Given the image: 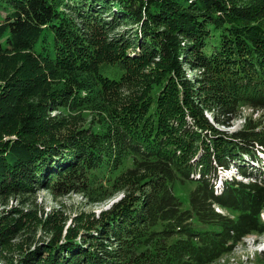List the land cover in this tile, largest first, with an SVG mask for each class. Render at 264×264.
<instances>
[{
  "label": "trees",
  "instance_id": "trees-1",
  "mask_svg": "<svg viewBox=\"0 0 264 264\" xmlns=\"http://www.w3.org/2000/svg\"><path fill=\"white\" fill-rule=\"evenodd\" d=\"M242 107L264 110V0H0V197L122 195L67 228L3 216L0 258L20 236L16 264H213L264 235V124L217 128Z\"/></svg>",
  "mask_w": 264,
  "mask_h": 264
},
{
  "label": "rangeland",
  "instance_id": "rangeland-1",
  "mask_svg": "<svg viewBox=\"0 0 264 264\" xmlns=\"http://www.w3.org/2000/svg\"><path fill=\"white\" fill-rule=\"evenodd\" d=\"M110 17V15H109ZM106 17L107 19L109 18ZM123 31L121 27L115 29L110 36L120 34ZM193 72H188L187 75L193 77ZM209 116V114H207ZM245 118H251L252 120H261L264 124V110H251L248 107L241 108V114L239 117L234 119L230 127H218L219 130L227 131L228 133L235 131L244 124ZM213 124V122H212ZM259 155L260 160L262 163L252 164L255 168L260 167L264 161V154L257 153ZM253 171V170H252ZM254 172V171H253ZM230 178H237L242 182H246L247 180H242L238 178L235 168H231L230 172L218 171V180H217V189L219 187L220 181L230 179ZM194 188V185L187 184V185H180L176 183L173 187L174 195L181 201V208L188 209L189 208V194L190 191ZM122 198L121 194H116L115 196L111 197L107 201L88 205L84 199L78 194H70L64 197H60L54 199L47 191L40 190L36 193L35 196L27 197V196H19V195H6L5 197H0V218L3 216H7V219L16 218V211L19 210L21 213L26 211L34 212L37 219H43L47 213L52 211H60L64 217L68 218L65 228L69 226L71 223V219L78 215V214H94L97 216L102 211L109 209L114 203L119 201ZM27 200V201H26ZM222 214L226 215H234L230 212L221 210H217ZM12 212V213H11ZM263 218V215H262ZM193 227L197 230H204L207 228H212V226H203L198 223L195 219L192 221ZM31 228H35L31 226ZM36 229V228H35ZM34 229H31L29 233V240L35 238V241H40L41 235L39 228L37 231L35 230V235L32 234ZM24 236L28 235V232L23 234ZM24 238L20 236L14 237L12 241H9V245L6 250H4L2 256L4 258H0V264H16L18 257L20 256L19 250L20 247L17 246L18 244H25ZM26 246V245H25ZM213 264H264V235L256 236L251 235L245 238L239 245L235 247V249L227 255L222 256Z\"/></svg>",
  "mask_w": 264,
  "mask_h": 264
}]
</instances>
